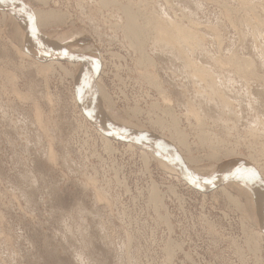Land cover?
Segmentation results:
<instances>
[{"label":"rangeland","instance_id":"obj_1","mask_svg":"<svg viewBox=\"0 0 264 264\" xmlns=\"http://www.w3.org/2000/svg\"><path fill=\"white\" fill-rule=\"evenodd\" d=\"M19 1L30 12L35 8L44 11L51 9L70 16L71 24L47 27L42 33L47 36L68 31L80 34L77 35V42L89 43L93 50H98L95 77L103 78L110 97L116 104L118 102L115 106L117 116L127 119L125 112L139 106L142 113L138 120L147 126L151 118L159 115V112L152 113L151 105L155 102L163 105L162 97L152 88L150 77L144 76L147 73L137 67L138 57H134L123 31L114 27L125 21L120 7L131 5L135 12L138 10L142 19L157 13L162 15L164 11L176 23L183 22L185 17V21L179 24L191 27L190 31L198 33L202 40L189 43L191 47V43L194 46L199 42L198 46H192V49L196 47L195 50L187 49L186 58L195 62L198 68L213 70L220 63L219 59L220 66L224 62L222 66L226 69L218 65L215 69L220 76H216L221 81L230 74V79L234 81L230 84L239 90L243 101L242 107L239 103L235 105V113L241 115L239 118L230 117L227 112L223 116L214 113L213 108L211 112V107L198 100V85L193 87L181 74L183 66L180 65L184 62L177 61L169 50L163 48V44L154 47V37H151L147 47L151 56H156L154 72L168 94L173 93L172 98L175 99L170 106L181 120L182 129L190 135V154L201 161L199 166L202 167L216 166L220 169L234 161L245 162L250 156H255L264 164L263 124L258 127L262 139H253L249 135V126L258 116L264 121V0H166L169 6L172 4L175 8L167 3L165 5V0H107L121 4L120 7L110 4L107 8L100 4V0H47V6L35 0ZM187 17L189 19L186 21ZM2 18L0 16V264H264V230L251 210L249 214L242 215L233 202L214 189L206 190L207 193H215L206 198L193 190L180 189L179 182L172 178L174 176L168 175L155 160L146 162L141 157L139 146L135 152L127 150L125 144L128 142L123 139L116 142L112 151L104 149L96 136L80 128V118L73 107L71 95L72 88L76 89L79 85L78 81L74 83L60 68L51 75H45L31 61L22 60L13 47V44L22 47L20 36L15 34L14 23ZM256 18L260 20L259 24ZM190 20L195 24L192 22L191 26ZM247 21L251 22L248 26ZM96 27L98 32L95 31ZM202 36L205 37L204 41ZM161 48L164 50L160 52ZM164 53L166 55L163 56ZM229 53L241 58H253L254 72L259 78L256 75L238 76L235 68L226 64L228 61L225 59L232 56ZM141 72L143 75L139 74ZM6 74H12L17 82L14 78H6ZM247 79L249 85L246 84ZM251 96L255 97L253 102ZM48 97H52L51 102ZM189 101L196 106L202 104L205 110L209 107L208 111L214 117L212 122L205 121L203 130L206 135L210 131L217 135L212 143L222 153L218 163L211 159L214 148H210L207 142V145L199 142L200 130L195 121L186 116L189 108L186 102ZM36 104L43 111L40 119L35 118ZM163 138L171 137L167 135ZM49 145H53L57 154L55 162L48 158ZM178 149L182 157H187L182 146L178 145ZM228 150L238 152L242 158H226ZM152 183L157 187L159 199L155 197L154 200L158 202L151 199ZM171 187L175 190H170ZM235 190L230 189V194L240 196ZM244 197L240 196L243 203L246 202ZM254 231L259 232L260 252L256 255L246 243Z\"/></svg>","mask_w":264,"mask_h":264},{"label":"bare ground","instance_id":"obj_2","mask_svg":"<svg viewBox=\"0 0 264 264\" xmlns=\"http://www.w3.org/2000/svg\"><path fill=\"white\" fill-rule=\"evenodd\" d=\"M35 1L43 3V6L48 5L47 0H35ZM192 1H194V0H192ZM167 2L168 1L165 2V5ZM249 2H251V1H249ZM168 3H167V5L169 6ZM201 3H202V1H201ZM263 3H264V1H263ZM100 4L103 5L105 8L109 7L110 4H113L112 6H116V7L118 5H119V7L121 6V4H118L117 2H114V1L110 2L107 0H100ZM155 4L157 6V3H155ZM191 4H193V2ZM0 5H1L0 16H3L4 20L10 19V21H12V23H14L15 34L20 36V38L22 40V47H18V46L13 44L14 50L16 49V52L18 53L17 55L22 60L26 59V60H29V62L31 61L36 66V68H39L40 71L45 75L46 74L51 75V74H53V72L56 71L57 68H60L63 71V73H65L67 76L72 78L74 83L76 82V80L78 81L79 85L76 84V85H78V86H76V89H75V87L72 88V104H73V107L76 108L75 110L79 111V113L82 117H84V119H85V121L83 122V128L84 129L89 130V128L93 127L95 130H97V132L100 133V136L102 138V142H103L104 147H105L104 149H106L107 151H112L113 148L116 147L115 142H118V140H122V139H123V141L125 140V142H128L127 144H125L127 146V150L129 149V150L134 152L135 149L137 148V146H139V148H141V154H142L141 157L146 162H148V160H152V159L155 160L162 168H164V170L168 174H170L171 176H174V177L176 176L179 179L184 178L185 181H188V183H190L191 185L200 189L198 191L203 192L204 196H207L206 190L214 189V191L217 193L222 192L224 194V196L226 198H228L229 201H231V203L233 202L237 206V209L236 208L235 209L240 211V213L242 215L243 214L246 215V213L249 214L248 211L251 210L252 214L254 215L256 222L264 230V166H263L264 164L261 163V160L256 158L255 156H250L249 160H247L245 162L244 161H234V162H231L229 164L221 166L220 169L216 166H212V167L199 166L200 165L199 163H201V161L199 159H197L196 157H193L190 154V147H189L190 146V135L188 133H186V130L182 129L181 120L178 119L179 117L177 118V116L175 114L176 112L170 106L171 102L175 99V98H172L173 93L171 92V94H168V91L165 90V88H163V86H162L163 84L161 82V79L158 77V74L156 72H154L156 70V60H155L156 56L152 57L151 53H149L150 50L148 51V47H147V45H148L147 43L151 37H154L153 38L154 42L151 41V43L152 42L154 43L153 44L154 47H157L159 45L161 46V44H163V48H165V50H169V53H172V56L176 60L178 59V60H181L182 62H184L180 65V66H183V68L180 69V72H182L181 74H184V76L187 77L185 79H188L189 82L192 83V86L194 85L196 87V85H198L199 90L198 89L197 90H198L199 96H197V97H198V100L200 99L203 102L202 103L203 105H205V103H206L209 107H211V112L213 110H215L214 113L215 112H218L219 114L221 113L222 116L224 115L223 114L224 112H227V113H229L230 117L231 116L236 117V118L241 117L240 113H239V115H237L235 113V111H236L235 105H237L239 103L240 106L242 107L243 105L241 102H243V101L241 100L242 98L239 96L240 95L238 92L239 90H237L234 87V85L230 84L232 82V80L229 77L230 74L228 76L225 75V76H227L226 77L227 79L225 78L221 81L218 80V77L220 75L218 76L216 74L215 68L221 63L220 59L218 61V63L219 62L220 63L218 65L216 64L217 66L213 70V69H210V68L208 69L205 67L204 68H198L195 66V64H196L195 62H194L195 63L194 64L193 62H191L192 60L190 61L188 58H186V56H188L187 49L192 51V50H195V48H196L195 47L192 49L193 43H191V45H192L191 47H190L189 43L190 42L195 43L197 41L201 42L202 40L200 39L201 37H198V33L196 34V32L194 33V32L190 31L189 28H191V27L187 28L185 25L181 24L185 21V17H184L183 22L179 21V22H181L179 24V22L176 23L175 21H173V19L169 17V14L167 12L164 11V13H165L164 14L163 12L160 11L161 13H163L162 15L157 13V14H152L150 18L142 19L143 17L141 18L140 17L141 15L139 13H137L138 10L135 12L134 8L131 5L130 6H126V5L123 6L122 5L120 7V10L123 11V15H124L123 17H125V21L122 20V23H120V24L117 23V24H115V26L113 25L116 30L120 29V31L121 30L123 31V34L125 36L124 38L126 39V41H128V43H129L128 46L130 47V50L132 49L134 52V57H135V55L138 57L137 58L138 59L137 60V67H139L141 70H143L147 73L144 76L148 75L150 77L149 78L148 76H146L149 78V83L151 84L152 88L154 87L156 89V91H158V95H161L160 97H162L161 99H162L163 105H160L157 102H155V103L152 102L153 103V105H151L152 106V108H151L152 113L159 112V115L157 117L154 116L153 117L154 119L151 118L149 120L151 122L147 126L145 124V122H144V124H141V122H139V120H138V118L140 117V115L142 113V108L140 109L139 106H137L135 108H131V109L127 110L126 112L124 111L126 113L125 118H127V119H124L120 116H117V114H118L116 111L117 108L115 107L117 104L113 100V98L110 97L109 93L107 92L106 88L104 87L105 84H104L103 78H99V76L95 77V71L97 69L96 62H97V57H98V50L97 51L93 50L92 49L93 46H91L89 43L85 45V44L79 43V41L77 42L78 36H81L80 34L75 33V32L73 33V31L72 32L68 31V32H64L62 34L56 33V35L55 34H49L47 36V35H44L42 33V30H44L47 27L49 29L52 26L59 27L61 25L71 24L72 20H71L70 16H67L66 14L62 13L61 11H56V10H51V9L48 11H44V10H40V9L35 8L33 11L30 12V10L26 9V7H24L23 4L19 0H0ZM171 6H172V4L169 7H171ZM152 7H153V5H152ZM198 7H200V5ZM173 8H175V7H173ZM153 10H154V8H153ZM158 10H161V9L158 8ZM167 11L171 12V10H169V9H167ZM179 11H182V10L179 9ZM230 11L232 12V10H230ZM244 11H245V9H244ZM155 12L156 11L154 10V13ZM181 13L179 12L180 15H182ZM183 15H184V13H183ZM229 15H230V13H229ZM145 17H146V15H145ZM255 17L256 16H254V22H255ZM190 18H192V17H190ZM258 18H256L257 19L256 23L258 22V24H259L260 20ZM175 19H177L176 15H175ZM187 19H189V18L187 17L186 21H187ZM88 21H89V18H88ZM249 21H250V18H249ZM89 22H91V20ZM192 22L193 21L190 20L191 26H192ZM262 22L263 21H261V23ZM91 23L94 24L93 21ZM193 23L195 24V22H193ZM250 23H248V21H247V26ZM262 24L264 25V22ZM92 26H90V27H92ZM259 26H261V25H259ZM197 27L196 28L199 29L198 23H197ZM206 27H205V29H206ZM255 27H257V26H255ZM208 28H209V26H208ZM241 28H242V25H241ZM94 29L95 28H93V31H94ZM214 29H215V27H214ZM214 29L212 28V30H214ZM251 29L255 30V29H253V27ZM256 30H258V29H256ZM261 30H259V31H261ZM95 31H97V32L99 31L97 29V27H96ZM206 31H207V29H206ZM263 31H264V29H263ZM97 32H96V34H98ZM211 32L213 33V31H211ZM215 32H217V30ZM40 33H41V35H40ZM204 33H205V31H204ZM199 34H200V32H199ZM203 36H202V39L203 38L205 39V37H203ZM259 36H261V35H259ZM43 37L47 38V39H44ZM98 37L101 38L102 36H98ZM98 37H97V39H98ZM217 37H219V35L215 36L214 39H217ZM220 37H221V35H220ZM254 38H255V36H254ZM259 38H260L259 40H262L261 37H259ZM204 39H203V41H204ZM255 39H254V41H255ZM241 40H243V39L241 38ZM208 41L209 40H207L205 42H208ZM220 41H219V43H220ZM256 41L258 42V40H256ZM198 43H196L195 45H197ZM255 45H256V43H255ZM260 45H261V43H260ZM262 45H263V43H262ZM25 47H26V50H25ZM199 47H200V45H199ZM201 48L199 49V52H200ZM205 48H206V46H205ZM162 50H164V49L161 48L160 52ZM255 50H256V48H255ZM191 51H190V53H191ZM213 51H215V50H213ZM165 53L167 54V52H165ZM165 53L163 54V56L166 55ZM190 53H189V55H190ZM220 53L221 52H219L218 54H220ZM257 53H258V48H257ZM153 54H155V53H153ZM193 54H194V52H193ZM193 54L191 56H194L196 53L194 55ZM201 54H202V52H201ZM205 54H207V53H205ZM209 54L211 55V53H209ZM209 54H208V56H209ZM229 54H232V56L230 55L231 57L229 56L230 58L228 57L229 58L228 60L225 59V61H228L227 63L226 62L225 63L227 64V66L228 65L233 66L235 68L234 70H236L237 75L239 74L240 76H246V77H251V76L253 77V75L257 76V74L254 72L255 63L252 60L253 58H249V57L241 58L242 56L239 57L237 54H233V53H229ZM262 54H263V52H262ZM76 56H78V57H76ZM161 56L162 55H160V57ZM167 56H169V55H167ZM170 56H171V54H170ZM102 57H103V55H102ZM197 57L199 58V56H197ZM203 57H204V55H203ZM261 57H263V56L261 55ZM261 57H260V60H261ZM209 58H210V56H209ZM211 58H213V57H211ZM157 59H158V57H157ZM201 60H203V59H201ZM170 61H172V60H170ZM177 61L175 62V64L177 63ZM213 61H215V60H213ZM105 64H106V62H105ZM223 64H224V62H223ZM223 64H221V66ZM94 65L96 67H94ZM74 66H77L78 69H76ZM70 67L72 68V70H70ZM73 68H75L74 71H73ZM176 68H177V65H176ZM252 68H253V70H252ZM222 69H224V67ZM222 69L220 68V70H222ZM173 70L175 71L174 68H173ZM217 70H219V69H217ZM229 70H231V69H229ZM190 71H193L192 74H190ZM176 72L179 73L178 70ZM227 72L225 74H227ZM7 74H9V73L7 72ZM139 74L143 75L142 72ZM11 75H7L6 78L13 79L14 77L12 78ZM98 75H99V73H98ZM171 76H172V74H171ZM181 76H183V75H181ZM180 79H182V78H180ZM243 79L246 80L245 77H243ZM175 80H176V78H175ZM15 81H16V79H15ZM184 81L182 83H184ZM249 81H253V80H249ZM5 82H7V81H5ZM186 82H188V81L186 80ZM247 82H248V79L246 81V84H248ZM12 83L13 82H11V84ZM175 85H177V84H175ZM250 85H251V83H250ZM254 85H256V84H254ZM13 86H14V83H13ZM151 86H150V88H151ZM182 86H181V89L183 90L184 86L183 87ZM248 88H249V86H248ZM258 88L260 90V85ZM262 88H263V86H262ZM263 90H262V92H263ZM15 91H16V89H15ZM256 91H255V93H256ZM260 92H261V90H260ZM252 94H253V92H252ZM22 95H24V94H22ZM51 98L48 97V100L50 101ZM250 98H252V102L255 100L254 96H251ZM186 104H188L187 106H189V108L187 109L188 112L186 113L187 114L186 116L188 118H192L195 121V123L197 124L196 125L197 129L200 130L198 133L199 140H200L199 142L200 143L205 142L204 144H206V142H207L210 145L209 146L210 148H212V149L214 148L213 154L211 155V159H213L214 162L218 163L219 160L222 158L221 157L222 153H219V151H220L219 148L213 146V143H212L215 140V138H217V135L211 133V131L209 132V134L206 135V131L203 130L205 128L203 126V125H205V121L206 120L211 121V119L214 118V117L212 118L211 113L208 111L209 107H207V110H205L204 107H202V104L196 106L195 104L194 105L191 104V101H189L188 103L186 102ZM207 105H205V106H207ZM240 106L238 108H240ZM262 106H264V105H262ZM35 108H36L35 118L40 119L39 117L42 116L43 111L40 108V106H38V105ZM212 108H213V110H212ZM162 114H164V115H162ZM162 116L164 118H162ZM218 118H217V121H218ZM221 119H223V118L221 117ZM231 120H232V118H231ZM240 121H242V120L240 119ZM226 122H227V120L225 121V123ZM228 122H229V118H228ZM263 122L264 121H262L258 116V118L251 124V126H249L250 134L249 133H247V134H249L251 137H253V139H254V137H256L258 139L261 138V134L259 132L258 127H261V126H259V124L264 125ZM214 123H215V121H214ZM40 124L42 125V122H40ZM219 124H222V123H219ZM230 124H232V123H230ZM88 125H90L91 127ZM263 125H262V127H264ZM214 127H216V126H214ZM44 128L45 127H43L42 129H44ZM235 128L236 127H234V129ZM228 129L230 130V128H228ZM227 132H228V130H227ZM262 132H264V131H262ZM235 133H237V132H235ZM240 133H241V131H240ZM247 134H244V135L246 136ZM167 135H169L171 138H169V139L163 138V137H166ZM226 136H228V135H226ZM161 138L164 140H162ZM197 140H198V138H197ZM220 142H222V140H220ZM223 143H224V141H223ZM225 143H226V141H225ZM178 145L182 146L183 150L185 151V155L187 157L181 156V153L178 149ZM52 146H50L48 148L49 151L47 154H48L49 160L53 162L54 160H56L57 154H56L55 150L52 148ZM225 157L226 158L227 157H237L236 159L242 158L241 155L238 152H235L234 150L227 152ZM225 157H223V158H225ZM214 173H216V174H214ZM254 173H255V175H254ZM212 185L214 186L213 188H210V189L207 188V187H211ZM156 188H157L156 185H154L153 186V192L151 194L152 197L150 196L151 199L153 198L152 200H154L155 197H156V199L158 198ZM230 189H236L240 193V196L241 195L245 196L244 198H245L246 202L243 203L240 196H234L232 193L230 194ZM212 194L215 195V193H212ZM155 202H158V201H155ZM160 202L162 203V201H160ZM161 203H159V204L161 205ZM258 235H259V232L254 231V233H250V235H249L250 238L248 239L249 247L250 248L252 247V250L255 252V255L259 254V252H260V250L258 248V240H259ZM263 238H264V236H263ZM259 257H260V255H259ZM259 257H257V258H259ZM258 261L260 262L261 260L259 259Z\"/></svg>","mask_w":264,"mask_h":264},{"label":"built area","instance_id":"obj_3","mask_svg":"<svg viewBox=\"0 0 264 264\" xmlns=\"http://www.w3.org/2000/svg\"><path fill=\"white\" fill-rule=\"evenodd\" d=\"M72 95V94H71ZM117 104H118V102H117ZM76 109V108H75ZM76 111V113L78 114V116H79V118H80V128H82L84 131L86 130L89 134H91V135H94V136H96L97 137V139L98 140H100L101 141V143L103 144V142H102V138H101V136H100V133L99 132H97V130H95L93 127L92 128H89V130H87V129H84L83 128V122L85 121V119H84V117H82L81 115H80V113H79V111L78 110H75ZM78 111V112H77ZM84 114V113H83ZM88 126H90V125H88ZM91 127V126H90ZM104 145V144H103ZM115 145H117V143L115 142ZM129 150V149H128ZM135 150H137V149H135ZM131 151V150H130ZM135 152V151H134ZM168 175H170V174H168ZM171 176V175H170ZM172 177V176H171ZM173 179H175L176 181H178L179 182V187H180V189H182V190H193L196 194H198V195H202L203 197H207L208 195H212V192L211 193H207V196H204V193L203 192H200V191H198V190H196V189H194L187 181H185L183 178H181V179H179L178 177H172ZM152 185H153V183H152ZM170 189H173V190H175L173 187H171ZM176 192V191H175ZM240 222V221H239ZM256 229V228H255ZM247 240V242L246 243H248V239H246Z\"/></svg>","mask_w":264,"mask_h":264},{"label":"water","instance_id":"obj_4","mask_svg":"<svg viewBox=\"0 0 264 264\" xmlns=\"http://www.w3.org/2000/svg\"><path fill=\"white\" fill-rule=\"evenodd\" d=\"M0 7H1V5H0ZM214 186L212 185L211 187H207L208 189H210V188H213ZM195 189H198V188H195ZM199 190V189H198Z\"/></svg>","mask_w":264,"mask_h":264},{"label":"snow or ice","instance_id":"obj_5","mask_svg":"<svg viewBox=\"0 0 264 264\" xmlns=\"http://www.w3.org/2000/svg\"><path fill=\"white\" fill-rule=\"evenodd\" d=\"M254 175H255V173H254Z\"/></svg>","mask_w":264,"mask_h":264}]
</instances>
